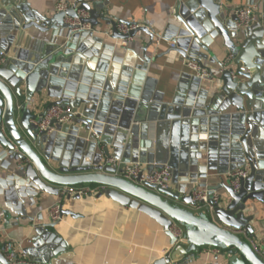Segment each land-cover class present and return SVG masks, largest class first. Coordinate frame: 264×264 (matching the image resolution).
Listing matches in <instances>:
<instances>
[{
  "label": "water",
  "instance_id": "water-1",
  "mask_svg": "<svg viewBox=\"0 0 264 264\" xmlns=\"http://www.w3.org/2000/svg\"><path fill=\"white\" fill-rule=\"evenodd\" d=\"M77 4L90 13L81 24H90L93 30L73 32L74 27L65 22L77 17L73 8L49 16L33 9L28 0L0 4V54L8 57L0 66V169L12 170L16 189L15 200L8 196L13 201H9L8 210L26 220L25 199L31 207L40 194L80 200L78 196L64 198L63 189L101 186L104 189L97 197L138 210L170 238L171 250L152 264H192L214 250L219 251L215 261L221 264H264L240 233L254 238L250 225L254 217L246 216L248 202L264 204V15L254 25L240 29L236 16L223 9L221 0H178L175 14L180 25H171L163 37L176 44L172 50L183 56L206 57L200 50L209 52L207 40L214 36L222 39L233 60L214 83L196 77L185 96L176 94L168 102L158 92L150 107L145 98L128 93L126 84L119 89L110 84L106 88L101 81L104 77L99 72L120 66L111 61L115 46L107 43L105 36H95L94 30L111 26L110 39L127 38L104 11L108 0H77ZM33 29L49 34V38L34 37ZM139 32L149 34L150 45L154 43L148 26L129 36ZM206 34L209 39H201ZM143 61V66L137 67L140 70H145L151 59ZM122 69L123 76H131L132 69ZM87 73L99 80L89 83ZM109 75L115 82L116 75ZM203 83L207 89H201ZM45 92L55 99L50 106L61 105L72 112L70 123H53L52 134L39 133L33 124L42 115L35 113L32 104ZM144 107H149L146 116L142 115ZM153 124L158 130L169 127L168 151H163L158 135L151 138ZM200 132L208 134L207 146L202 147ZM56 146H62L58 153L53 152ZM124 146L134 156L131 161L126 156L125 163L168 164L173 186H140L115 176L117 167L106 165L104 158L112 157L110 147L117 152ZM244 168L249 169V175L237 193L230 179L225 183L228 200L224 205L197 210L190 186L199 179ZM64 206L62 203L63 216L73 215ZM9 212L3 214L8 217ZM58 224L42 225L40 232L56 236ZM174 224L184 229L182 242L169 231ZM40 250L48 254L47 247ZM24 253L30 255L27 250ZM0 264H10L4 247H0Z\"/></svg>",
  "mask_w": 264,
  "mask_h": 264
},
{
  "label": "crops",
  "instance_id": "crops-1",
  "mask_svg": "<svg viewBox=\"0 0 264 264\" xmlns=\"http://www.w3.org/2000/svg\"><path fill=\"white\" fill-rule=\"evenodd\" d=\"M2 1L4 0H0V4ZM28 1L33 9L51 16L56 13L60 0ZM70 1L77 2V0ZM108 2L109 5L104 11L109 13L114 21L148 26L154 34V43L150 45L149 34L139 32L133 37V41L123 45L120 40L110 39L111 26L104 25L103 29H96L95 36H105L107 43L115 46L111 61L120 66L119 69L106 67L103 72L98 71L104 79L106 77L105 81L101 80L106 88L110 87V84L111 87L119 89L126 84L129 87L128 93L145 98L148 106L154 104L153 97L158 92L165 96V101L170 102L176 94L182 97L188 94L191 86H194L193 80L196 76L186 67L187 59H197L211 69L218 70L229 56L223 47L222 39L210 37L208 34L201 38L206 40L210 37V40H207L209 44L206 45L209 52L200 50V53L206 57L191 54L183 56L169 48L172 42L163 37L171 25H180L175 14L178 0H108ZM221 2L223 9L229 11L231 15H234V10L239 7H256L259 21L264 15V0H221ZM30 33L34 37L49 38V34L41 35L34 29ZM145 57L151 59V62L147 64L145 70H140L137 67L143 66ZM77 63L79 64L80 61L77 60ZM122 67L132 69L130 77L122 75ZM92 70L95 74L98 73L96 65H92ZM109 73L116 75L115 82ZM88 79L89 83L99 80L92 73L88 74ZM91 86L93 87L92 84ZM207 87V84L203 83L201 89ZM145 93H150V96ZM54 102L55 99L49 98L45 92L36 96L32 107L36 114L42 115ZM143 110L142 115L146 116L149 107H144ZM138 113H135V116ZM151 134L152 139L158 135L161 143L163 141L164 144L163 151L167 150L170 144L169 127L161 126L158 130L153 124ZM109 139L112 142L115 138L109 137ZM199 141L202 147L207 146L208 134L200 132ZM61 147L56 146L53 152L58 153ZM113 150L110 147L112 157L120 158L121 161L134 159L128 146L117 152ZM126 156L128 158L125 159ZM11 171L0 169V247L9 243L18 248L19 253L27 250L30 253L27 256L34 264H152L171 250L170 238L155 221L136 209L122 206L106 197L99 198L97 195L80 200H62L58 196L40 194L35 198L33 207L30 205V200L25 199L28 219L24 220L13 210H8L9 201L16 199L15 181ZM228 179L229 175L219 174L207 180L199 179L198 183L190 186L188 191L192 193L197 189H212L221 196V204L224 205L228 200L225 189ZM8 196H11V200ZM60 202L64 203V209L71 211L73 215L64 216V220L56 227V236L40 232L42 225L50 224V208ZM6 211H10L8 217L3 214ZM246 216L254 217L250 223L254 229V238L264 241V204L259 201H249ZM53 231L50 229V232ZM245 237L249 239L248 236ZM43 247L48 248V254L40 250ZM216 254L217 250L206 251L192 264H221L215 261Z\"/></svg>",
  "mask_w": 264,
  "mask_h": 264
},
{
  "label": "built area",
  "instance_id": "built-area-1",
  "mask_svg": "<svg viewBox=\"0 0 264 264\" xmlns=\"http://www.w3.org/2000/svg\"><path fill=\"white\" fill-rule=\"evenodd\" d=\"M75 9L77 17L74 19H66V23L74 27L73 32H84L93 30L90 24H81L82 20H88L90 13L77 4L76 1L60 0L56 7V13L65 12L69 9ZM256 7H239L234 10V15L237 18V26L240 29H246L259 21V16ZM143 25L138 23H118L117 30L121 35L127 36L125 40H121L123 45L129 44L134 38L129 34L137 31ZM96 30H94L95 32ZM104 34V33H102ZM170 49H175L176 44L170 43ZM233 57L229 55L226 60L221 64L218 70H213L210 67L203 64L197 59H187L185 61L186 67L192 71L195 76L202 81H209L214 83L218 77L224 72L228 65L232 62ZM8 57L5 54H0V66L6 64ZM244 71V70H243ZM71 109L61 105H52L42 114L39 121H34L33 124L37 127L39 133L52 134L55 131L53 123L67 124L70 123L68 117L71 114ZM105 164L112 167H117L115 176L122 177L136 185H152L158 186L162 189H168L173 186L172 184V171L168 164H153L148 165L141 162H129L125 163L121 160H116L114 157H108L105 159ZM249 175V169H238L229 174L230 186L237 193L242 181ZM104 187L101 186H80V187H68L62 191V196L66 197H80L86 198L98 195ZM193 202L197 205V210H213L221 205V196L210 189H197L191 193ZM61 202L53 205L49 210L50 223H61L64 220L62 214ZM169 231L177 239L178 243L184 240V229L177 224L170 227ZM243 236H247L244 231L240 232ZM244 236V237H245ZM254 252L264 260V241L257 238L247 239ZM219 251L217 250V254ZM4 254L10 264H34L28 256L22 252L19 253V249L13 247L7 243L4 246Z\"/></svg>",
  "mask_w": 264,
  "mask_h": 264
}]
</instances>
